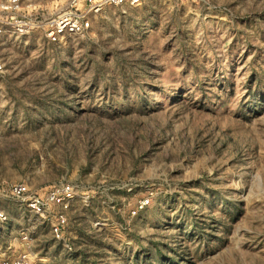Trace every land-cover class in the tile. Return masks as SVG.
Wrapping results in <instances>:
<instances>
[{
	"label": "rangeland",
	"instance_id": "rangeland-1",
	"mask_svg": "<svg viewBox=\"0 0 264 264\" xmlns=\"http://www.w3.org/2000/svg\"><path fill=\"white\" fill-rule=\"evenodd\" d=\"M72 1L0 12V264H264V0L108 5L50 40ZM19 184L76 196L37 214Z\"/></svg>",
	"mask_w": 264,
	"mask_h": 264
},
{
	"label": "built area",
	"instance_id": "built-area-1",
	"mask_svg": "<svg viewBox=\"0 0 264 264\" xmlns=\"http://www.w3.org/2000/svg\"><path fill=\"white\" fill-rule=\"evenodd\" d=\"M82 0H73L70 9L57 13L42 24L45 35L52 41H57L62 35L70 33H83L89 30L91 26L90 16L100 12L105 6H135L143 2V0H83L85 6L80 4ZM26 7L21 6V0H0V12L12 13V11L21 12ZM31 17L27 16H10V24L15 25L19 31H26L32 25ZM10 196H15L26 202L33 212L45 213L50 206L58 205L63 209H67L72 200L76 196V189L71 184H61L54 186L45 195H28L27 187L23 184L15 185L9 190ZM60 221L65 220L64 215H58ZM8 215L0 206V221H6ZM56 224L54 232L58 238L61 237L62 223ZM29 255L24 253L14 260V264H27Z\"/></svg>",
	"mask_w": 264,
	"mask_h": 264
},
{
	"label": "trees",
	"instance_id": "trees-1",
	"mask_svg": "<svg viewBox=\"0 0 264 264\" xmlns=\"http://www.w3.org/2000/svg\"><path fill=\"white\" fill-rule=\"evenodd\" d=\"M143 242H139V244H142ZM143 251V254L140 252ZM153 254L151 253L150 249H148L147 247H145L144 245H141V250L136 251L135 253V259H136V263L140 260V261H150L153 258ZM176 264H179V262Z\"/></svg>",
	"mask_w": 264,
	"mask_h": 264
}]
</instances>
